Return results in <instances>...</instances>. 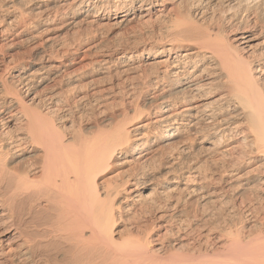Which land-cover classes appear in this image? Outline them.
<instances>
[{
	"label": "bare ground",
	"instance_id": "bare-ground-1",
	"mask_svg": "<svg viewBox=\"0 0 264 264\" xmlns=\"http://www.w3.org/2000/svg\"><path fill=\"white\" fill-rule=\"evenodd\" d=\"M0 264H264V0H0Z\"/></svg>",
	"mask_w": 264,
	"mask_h": 264
},
{
	"label": "rangeland",
	"instance_id": "rangeland-1",
	"mask_svg": "<svg viewBox=\"0 0 264 264\" xmlns=\"http://www.w3.org/2000/svg\"><path fill=\"white\" fill-rule=\"evenodd\" d=\"M170 12H171V11H169V13H170ZM64 32H68V31H67V30H63L60 34H62V36H64V35L66 36V35H67V36H70V37L74 34V32H71V31L69 32V34H66V33H64ZM63 33H64V34H63ZM67 36H66V37H67ZM19 52H20V51H18V52L16 53V55H19V56L22 55V54H18ZM22 52H23V51L21 50V53H22ZM24 52H25V51H24ZM24 52H23V53H24ZM147 69H148V70H147L148 73H149V72L151 73V69H150V67L147 68ZM140 72H141V71H138V74H139ZM134 74H135V73H134ZM142 75H143V74H141V77H142ZM104 77H105V76H104ZM104 77H101V81H100V78L98 79V84H97V82H96L97 79H96L95 81L93 80V84L91 83L92 80L89 79V80H88V81H89L88 84H87V82L85 83V85H89V86L86 87V88H87V89H90V88H92V87H94V88H95V87H96V88H97V87H107V86L110 87L112 84H117V83L119 82V79H117L116 76H114V77H112V78H109V79H108V77H107L106 79H107L109 82H107L106 79H103V80H106V81H103L102 78H104ZM114 78H115V79H114ZM110 79H111V80H110ZM137 79L139 80V78H135V80L132 78V80L135 81V82L133 81L134 83L132 82L131 79H129V81H130L131 83H130V82H126V83L128 84L127 86H128V87H129V86L131 87V85H135L136 83H138L139 81H138ZM110 81H111V82H110ZM115 82H116V83H115ZM89 83H90V84H89ZM94 83H95V84H94ZM101 83H102V84H101ZM111 83H112V84H111ZM129 83H130V84H129ZM99 85H100V86H99ZM101 85H102V86H101ZM89 87H90V88H89ZM130 87H129V88H130ZM92 89H93V88H92ZM150 92H152V91H150V90H145V91H143V92L140 91L139 93H138V92H137V93H138V94H141V93H142L141 96H142L143 94L148 93V94H147V98H146V99H148L149 95L151 94ZM137 93L135 94V97H139V96H140V95H137ZM149 93H150V94H149ZM141 96H140L139 98H141ZM139 98H137V100H139ZM126 99H127V98H126ZM132 99H133L134 102H136L134 98H132ZM142 99H143V97H142ZM129 100H130V99H129ZM142 101H144V99H143V100H139V101H137V102L141 103ZM119 103H121V102L119 101ZM149 103H150L149 101L146 102V105L144 104V106H150L151 104H149ZM142 104H143V103H142ZM115 106H119V105H115ZM115 110H116V108H114V112H115ZM117 110H118V108H117ZM112 112H113V110L111 109L108 113H109V114H110V113L112 114ZM101 119H102V118H101ZM102 120L104 121V122H103V125H102V128H103L104 126H109L110 123H111L110 121L106 120V118H105V119H102ZM105 122H106V123H105ZM104 124H105V125H104ZM89 129H90V130H89ZM94 130H95V129L88 128V129H87V133H88V131H89L90 135H92V134H94V132H96V131H94ZM92 131H93V132H92ZM17 133H18V132H17ZM197 155H198V153L195 154V157H194V155H193L192 157H190V159H189L188 161H185V160H184L183 162L181 161V162H180V164H181V169H182L183 165H184V170H187V169H185V165H187V167H188V164H189V165H192V164H193L192 166L194 167V165L197 164V163L199 164L198 166H200V164H201V166H202V164H203V166L205 167L206 165H204L203 162H201V163H199V162L203 159V157L206 158L207 156H206L205 154H200V155H198V156H197ZM199 156H200V158H198ZM191 158H193V160H192ZM196 158H198L199 160L197 161V163H194V162H196V160H197ZM194 159H195V160H194ZM192 161H194V162H192ZM184 162H185V163H184ZM188 162H189V163H188ZM209 162H210V161H209ZM26 163L28 164V167H34V166L36 165V160H35L34 158H31L30 160L26 161ZM182 163H183V164H182ZM190 163H191V164H190ZM210 163H211V162H210ZM210 163H209L208 166H210ZM201 166H200V167H201ZM203 166H202L201 168H204ZM208 166H207V167H208ZM187 167H186V168H187ZM161 168H162V167H161ZM161 168H159V170H161ZM126 169H127V168H126ZM126 169H124V171L122 170V171L124 172V174L128 171V170H126ZM128 169H129V167H128ZM166 170H168V169H166V168L163 167V168H162V174H165V175H162V174H160V176L158 175V178L160 177V178L163 179V177H165V179H163V181H161L162 179L160 180V178H159V179H158L159 182L156 181V182L154 183V186H156V185H157V186H156V187L153 186L152 188L157 189V187H158V188H159V189H157L158 191H160V190L163 189V188H162L163 185H164L163 187H167V188H168V184L171 183V182L166 181V176H167V177L169 176V174L166 175V174H167V171H166ZM184 170H183V171H184ZM125 171H126V172H125ZM165 171H166V172H165ZM197 171H200V170L197 169ZM202 171H203V170H202ZM248 171H249V170H247V172H248ZM245 172H246V171H245ZM247 172H246V173H247ZM249 172H250V171H249ZM120 173H121V174H118V176H124V175L122 174V172H120ZM127 173H128V172H127ZM161 175H162V177H161ZM249 175H252V173L249 174ZM200 176H201V175H200ZM202 176H203V175H202ZM202 176H201V177H202ZM119 178H121V177H119ZM119 178H118V179H119ZM170 178H171V177L169 176V178H167V180L170 179ZM119 180H121V179H119ZM160 181H161V182H160ZM202 182H204V181L202 180L201 183H202ZM159 183H160V184H159ZM158 185H159V186H158ZM160 186H161V187H160ZM150 193H151V191H149L147 194H150ZM152 194H153V193H152ZM153 196H154V197L156 196V197L154 198ZM157 197H159V196L156 195V194H155V195L153 194V195H152V198H153L152 200H153V201H154V200H158ZM173 198H174V197H170V196H169V198H168L166 201H168V200H169V201H172ZM174 199H175V198H174ZM162 200H165V199H162ZM166 201H165V202H166ZM191 201H192V200H191ZM191 201H188L189 203H188V202H186V203H188V204L191 206V210H192V212H191V210H189V209H190V206H188V204H186L188 207L184 204L183 206H185V207H183V208L186 209V207H187V210L190 211V213H192V215L195 214V213H198V212H199L198 215H200V214L202 215V216L200 215V218H201V217H206V218H208L209 220H212V218L214 217V219H215V218L219 219V218H218L219 215L217 214V212L219 213V212H221L222 210H223L224 213L221 212L220 215L225 216V215H226V212H227V215H228V216L226 215L225 217H229V216H230V218H231V216H232L233 208H231V205H229V207H230V208H229L227 204H224V205H225V207H224L225 210H224V208H223V209L221 208V207L224 206V205H223V204L221 205L219 202L215 203V206H214V207H213V203H211L212 205H211V204H206V206H205V205H201L202 207H203V206L205 207V208H201L200 204L198 205V203L195 201V199H193L192 202H191ZM165 202H164V203H165ZM192 203H193L194 206L192 205ZM216 204H217V205H216ZM219 204L221 205L220 208H219ZM197 205H198L199 207H198ZM207 205H209V206L207 207ZM210 205H211V207L214 208V209H212V208L210 207ZM195 207H196V208H195ZM206 207H207V208H206ZM209 207H210V208H209ZM192 208H193V209H192ZM215 208H216V209H215ZM217 208H218V209H217ZM195 209H196V211H195ZM205 209H208V210H210V211H212V212H213V210H215L216 213L213 212L214 214L211 215L210 213H212V212L209 213V211H208V214H207V213H206L207 210H206V212H205ZM211 209H212V210H211ZM221 209H222V210H221ZM226 209H228V210H229V209H230V210L232 209L231 211L229 210V213L231 212L230 215H229V213H228V210L226 211ZM198 210H200L201 212L198 211ZM218 210H219V211H218ZM220 210H221V211H220ZM197 211H198V212H197ZM202 212H203V213H202ZM206 214H207V215H206ZM215 214H217V215H215ZM203 215H204V216H203ZM214 215H215L216 217H215ZM211 216H213V217L211 218ZM225 217H224V218L222 217V218H223V222H224V221L226 222V220H229L228 218H225ZM210 218H211V219H210ZM217 219L212 220V221H217ZM221 221H222V219H221V217H220V222H221ZM223 222H221V223H223ZM223 225H224V223H223ZM121 226H123V225L121 224Z\"/></svg>",
	"mask_w": 264,
	"mask_h": 264
}]
</instances>
